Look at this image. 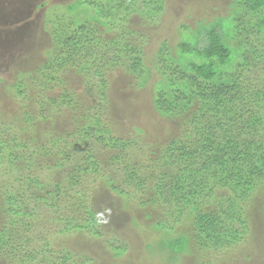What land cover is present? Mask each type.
<instances>
[{
  "label": "trees",
  "instance_id": "1",
  "mask_svg": "<svg viewBox=\"0 0 264 264\" xmlns=\"http://www.w3.org/2000/svg\"><path fill=\"white\" fill-rule=\"evenodd\" d=\"M235 1L254 20L237 7L182 37L173 55L163 44L151 65L131 18L159 20L163 0L46 10L42 58L0 78L8 99L0 104V264H92L73 245L104 234L100 188L129 211H161L154 229L191 222L160 242L169 260L244 239L246 202L264 186V0ZM115 69L138 87L156 71L152 108L179 120L175 135L153 142L139 127L121 132L108 100ZM67 75L79 77V90L65 85ZM106 242L115 256L126 251L114 237Z\"/></svg>",
  "mask_w": 264,
  "mask_h": 264
},
{
  "label": "rangeland",
  "instance_id": "2",
  "mask_svg": "<svg viewBox=\"0 0 264 264\" xmlns=\"http://www.w3.org/2000/svg\"><path fill=\"white\" fill-rule=\"evenodd\" d=\"M76 1L0 0V78L8 82L18 69L35 65L42 58L43 51L50 44L48 33L42 27L46 10L55 5L56 12L60 10L59 6H63V11L65 6ZM237 7L240 15L254 20L247 12L244 14L235 0H163L159 20L145 21L144 17L137 15L131 18V24L142 31L146 40L143 43L144 59L151 65L152 58L163 44L173 55L174 46L182 37L194 32L200 25L215 21L217 17L234 13ZM103 11L106 12L105 9ZM88 13H92L90 9ZM83 16L85 18L86 15ZM155 73L154 70L147 83L138 87L136 79L130 74L115 69L108 86L114 124L125 134L130 127H139L153 142L175 135L179 126V120L160 116L152 108L151 98L157 80ZM64 80L65 85H74L77 89L81 87L76 75H67ZM2 100L8 103L0 82V104ZM96 198L104 234L83 242L75 241L73 245L90 258L92 264H264V186L256 188L246 202L248 231L241 242L219 251L197 252L188 248L173 261L168 259L167 251L160 247V242L192 227L190 221L183 220L180 225L178 221L177 230L165 233L154 229L153 224L154 219L161 217V211H153L152 217L145 216L148 209L129 211L125 209L122 198L101 188ZM173 215L174 212L170 211L169 216L165 212L170 226ZM108 236L127 246L126 251L115 256L107 245Z\"/></svg>",
  "mask_w": 264,
  "mask_h": 264
}]
</instances>
